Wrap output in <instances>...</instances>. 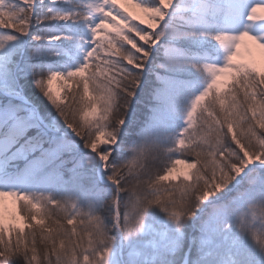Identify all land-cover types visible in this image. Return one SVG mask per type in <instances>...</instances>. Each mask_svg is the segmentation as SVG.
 Masks as SVG:
<instances>
[{
  "label": "snow or ice",
  "instance_id": "obj_1",
  "mask_svg": "<svg viewBox=\"0 0 264 264\" xmlns=\"http://www.w3.org/2000/svg\"><path fill=\"white\" fill-rule=\"evenodd\" d=\"M261 11L0 0V264H264Z\"/></svg>",
  "mask_w": 264,
  "mask_h": 264
},
{
  "label": "rangeland",
  "instance_id": "obj_2",
  "mask_svg": "<svg viewBox=\"0 0 264 264\" xmlns=\"http://www.w3.org/2000/svg\"><path fill=\"white\" fill-rule=\"evenodd\" d=\"M258 15H264V11L258 12ZM56 88H57V85H56V83L54 82V83H53V90L55 91Z\"/></svg>",
  "mask_w": 264,
  "mask_h": 264
},
{
  "label": "bare ground",
  "instance_id": "obj_3",
  "mask_svg": "<svg viewBox=\"0 0 264 264\" xmlns=\"http://www.w3.org/2000/svg\"><path fill=\"white\" fill-rule=\"evenodd\" d=\"M138 11V10H137ZM182 167V166H181Z\"/></svg>",
  "mask_w": 264,
  "mask_h": 264
}]
</instances>
